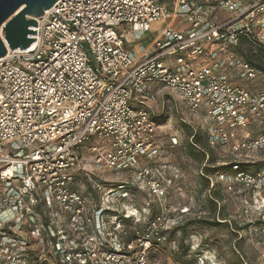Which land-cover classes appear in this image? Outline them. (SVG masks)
I'll use <instances>...</instances> for the list:
<instances>
[{"label": "built area", "instance_id": "built-area-1", "mask_svg": "<svg viewBox=\"0 0 264 264\" xmlns=\"http://www.w3.org/2000/svg\"><path fill=\"white\" fill-rule=\"evenodd\" d=\"M36 19L34 47L0 57V264H182L148 253L177 220L148 162L161 153L150 103L161 87L204 111L229 165L219 179L249 193L243 211L264 206V165L246 168L264 150V65L239 50L264 49V0H58ZM86 144L97 169L132 170L162 204L129 243L125 218L144 220L150 202L126 201V183L80 190Z\"/></svg>", "mask_w": 264, "mask_h": 264}, {"label": "rangeland", "instance_id": "rangeland-1", "mask_svg": "<svg viewBox=\"0 0 264 264\" xmlns=\"http://www.w3.org/2000/svg\"><path fill=\"white\" fill-rule=\"evenodd\" d=\"M162 24L160 21L156 28L144 33L139 43L152 40ZM184 27L181 24L178 26L180 29ZM245 48L246 45L239 50L243 52ZM241 83L249 86L252 82L244 79ZM160 92L150 103L154 112L162 116L157 134L161 153L148 162L154 175L162 177L167 190L163 205L171 209L177 220L163 232L164 238L158 240L152 237L149 256L154 260L182 264H264V206H253L246 214L243 203L249 193L239 185L228 189L219 179L221 170L204 168L205 165L214 167L216 163L212 164L208 156L204 159L198 149L195 152L190 150L191 132L205 131L207 124L204 111H191L174 92L165 87H161ZM174 137L178 143L173 142ZM89 147L86 144L81 154L82 164L87 169L81 168L76 172V186L80 190L96 196L92 186L95 180H102L112 186L126 183L130 193L126 201L146 205L149 200L154 217L161 211L160 201L133 181L132 170L109 167L97 169ZM255 156V163L247 164L246 168L263 167L264 150ZM217 157V164H223V158ZM165 163L167 166H164ZM203 172L211 176L210 180L208 178L210 186ZM212 197H217L215 203ZM136 217L140 215L127 219L126 225L145 230L149 222H140ZM134 244L136 249L141 247L137 242ZM35 264L63 263L51 261Z\"/></svg>", "mask_w": 264, "mask_h": 264}, {"label": "water", "instance_id": "water-1", "mask_svg": "<svg viewBox=\"0 0 264 264\" xmlns=\"http://www.w3.org/2000/svg\"><path fill=\"white\" fill-rule=\"evenodd\" d=\"M58 0H0V57L9 49H27L36 39V17Z\"/></svg>", "mask_w": 264, "mask_h": 264}, {"label": "trees", "instance_id": "trees-1", "mask_svg": "<svg viewBox=\"0 0 264 264\" xmlns=\"http://www.w3.org/2000/svg\"><path fill=\"white\" fill-rule=\"evenodd\" d=\"M244 45H246V48L244 49L245 51H241L242 53H244V55L246 57H248L249 60H251V62H253L255 65L257 66H263L264 65V49L263 48H254L253 46H251L249 43H247L246 40L243 39L241 46L239 48H242ZM191 140L189 142V147L190 150L192 152H195L196 149H198L201 154L202 157L207 158L206 156L211 158V163H216V165L214 164V167L212 166H208L206 167V165L204 166V168H208L210 171H215V170H224L227 169L229 167V165H225V164H217L218 163V153L216 151V149L210 146L209 141H207L206 138V131H202V130H196V131H192L191 132ZM209 158V159H210ZM205 178L207 179L208 185L210 186V175L207 174L206 172H203ZM209 178V180H208ZM129 191V190H128ZM217 197L213 198L212 197V201L215 203V201H217L216 199ZM150 202V201H149ZM137 206H139L140 208L143 207V205H139L136 203ZM151 202L148 204V209L149 211L145 214V218L144 220L140 221V222H149V220L154 217L153 215V209H151ZM132 218V217H128L125 218V224L127 219ZM139 224V223H136ZM128 228V234L124 237V240L126 243H129L130 241H132L135 236H136V228L138 226L135 227V225L132 226H128L126 225Z\"/></svg>", "mask_w": 264, "mask_h": 264}, {"label": "crops", "instance_id": "crops-1", "mask_svg": "<svg viewBox=\"0 0 264 264\" xmlns=\"http://www.w3.org/2000/svg\"><path fill=\"white\" fill-rule=\"evenodd\" d=\"M161 21V20H160ZM160 21H158V22H154L153 23V28H156L157 26V24L160 22ZM133 45H135V49H134V51L136 52V53H138V52H140L141 53V48H140V43H135V44H133ZM132 45V46H133Z\"/></svg>", "mask_w": 264, "mask_h": 264}, {"label": "bare ground", "instance_id": "bare-ground-1", "mask_svg": "<svg viewBox=\"0 0 264 264\" xmlns=\"http://www.w3.org/2000/svg\"><path fill=\"white\" fill-rule=\"evenodd\" d=\"M34 45H35V40L29 46L34 47Z\"/></svg>", "mask_w": 264, "mask_h": 264}]
</instances>
